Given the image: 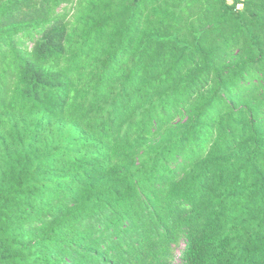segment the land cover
Here are the masks:
<instances>
[{"label": "trees", "instance_id": "trees-1", "mask_svg": "<svg viewBox=\"0 0 264 264\" xmlns=\"http://www.w3.org/2000/svg\"><path fill=\"white\" fill-rule=\"evenodd\" d=\"M0 264H264V0H0Z\"/></svg>", "mask_w": 264, "mask_h": 264}, {"label": "rangeland", "instance_id": "rangeland-1", "mask_svg": "<svg viewBox=\"0 0 264 264\" xmlns=\"http://www.w3.org/2000/svg\"><path fill=\"white\" fill-rule=\"evenodd\" d=\"M25 40H26V39H25ZM26 41H27V42H26L25 45H27V46L30 48V47H31V45H30L31 43H30L28 40H26ZM177 256H178V253H177ZM177 258H178V257H176V260H177Z\"/></svg>", "mask_w": 264, "mask_h": 264}, {"label": "built area", "instance_id": "built-area-1", "mask_svg": "<svg viewBox=\"0 0 264 264\" xmlns=\"http://www.w3.org/2000/svg\"><path fill=\"white\" fill-rule=\"evenodd\" d=\"M179 255V254H178Z\"/></svg>", "mask_w": 264, "mask_h": 264}]
</instances>
